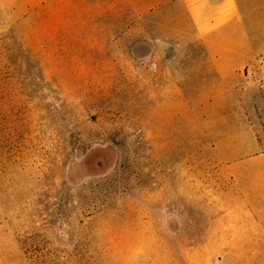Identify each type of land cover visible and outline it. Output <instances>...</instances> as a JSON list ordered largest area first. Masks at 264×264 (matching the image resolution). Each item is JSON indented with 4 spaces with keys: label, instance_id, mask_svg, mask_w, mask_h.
<instances>
[{
    "label": "rangeland",
    "instance_id": "rangeland-1",
    "mask_svg": "<svg viewBox=\"0 0 264 264\" xmlns=\"http://www.w3.org/2000/svg\"><path fill=\"white\" fill-rule=\"evenodd\" d=\"M93 1L0 2V264H264V93L227 30Z\"/></svg>",
    "mask_w": 264,
    "mask_h": 264
},
{
    "label": "crops",
    "instance_id": "crops-1",
    "mask_svg": "<svg viewBox=\"0 0 264 264\" xmlns=\"http://www.w3.org/2000/svg\"><path fill=\"white\" fill-rule=\"evenodd\" d=\"M185 2L189 15L199 34L227 30L229 60L237 64L238 69L245 72L244 87L246 92L260 91L264 93V0H179ZM0 2H43V0H0ZM61 2V0H59ZM73 2V0H67ZM88 2V1H85ZM92 2V1H89ZM93 2H107L98 0ZM137 2V0H131ZM21 6V5H20ZM5 28V22L0 18V31ZM236 68V66H235ZM250 110L264 112V95H251ZM255 116L253 115V119ZM257 123L252 120L245 126L246 133L261 134L257 130ZM261 162L257 170H248L245 167L241 175L259 176L260 197L264 198V149L260 156ZM252 177V178H253ZM260 235L254 242L264 247V217L259 224Z\"/></svg>",
    "mask_w": 264,
    "mask_h": 264
}]
</instances>
